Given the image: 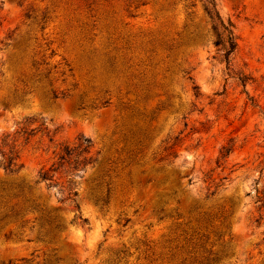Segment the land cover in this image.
Here are the masks:
<instances>
[{
  "label": "rangeland",
  "instance_id": "1",
  "mask_svg": "<svg viewBox=\"0 0 264 264\" xmlns=\"http://www.w3.org/2000/svg\"><path fill=\"white\" fill-rule=\"evenodd\" d=\"M215 3L229 65L201 0H0V143L25 119L48 131L18 141L19 172L0 167V218L21 209L0 264H264V0ZM80 136L97 160L77 211L35 181Z\"/></svg>",
  "mask_w": 264,
  "mask_h": 264
},
{
  "label": "trees",
  "instance_id": "2",
  "mask_svg": "<svg viewBox=\"0 0 264 264\" xmlns=\"http://www.w3.org/2000/svg\"><path fill=\"white\" fill-rule=\"evenodd\" d=\"M204 4V10L212 23V32L214 36L213 45L222 52V58L227 65H229V57L233 54L237 48V37L234 33V26L230 20L226 22L220 17L215 0H201ZM248 78L243 77L239 79L241 84L245 86ZM62 96H64L62 94ZM54 99L58 98L57 95L52 92ZM35 127H32L34 126ZM36 132H48L45 124L36 119H25L21 122V126L11 134H6L0 143V167L6 174H16L23 167L20 160V152L18 149V141L21 139L24 144H27L29 139ZM233 152V144L227 143V146H222L219 150V160H225ZM96 154L92 152V143L88 138L77 137L74 142H62L58 145L55 151H53V157L49 164L43 166L37 174V180L35 184H44L46 190L53 189L54 195L58 203L72 206L79 211L77 204L78 192L77 185L75 183L76 178H81L89 168H92L96 163ZM213 182V181H212ZM217 187V186H215ZM25 190L30 191L27 186H17L12 189V198H21L23 203H29L26 198ZM214 193L211 192L210 195ZM92 200L96 204L102 206L108 203L107 195H93ZM257 202H260V209L264 207V196L258 197ZM31 209L38 207L34 204V201H30ZM16 205L10 208V215H4L0 218V221L10 218L18 219L21 217L20 207L15 210ZM79 220L80 224L85 222L84 219L78 215L75 217ZM212 216L207 215L204 219L206 226H210L212 223ZM45 224L49 226L51 230L54 219L46 213L43 218ZM11 233H9L10 235ZM210 262H214L212 259Z\"/></svg>",
  "mask_w": 264,
  "mask_h": 264
}]
</instances>
